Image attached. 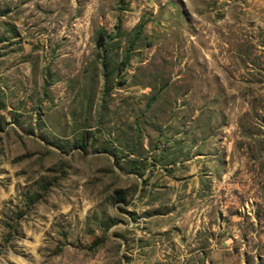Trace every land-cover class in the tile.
<instances>
[{
  "label": "rangeland",
  "instance_id": "1",
  "mask_svg": "<svg viewBox=\"0 0 264 264\" xmlns=\"http://www.w3.org/2000/svg\"><path fill=\"white\" fill-rule=\"evenodd\" d=\"M0 264H264V0H0Z\"/></svg>",
  "mask_w": 264,
  "mask_h": 264
}]
</instances>
